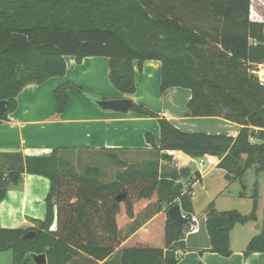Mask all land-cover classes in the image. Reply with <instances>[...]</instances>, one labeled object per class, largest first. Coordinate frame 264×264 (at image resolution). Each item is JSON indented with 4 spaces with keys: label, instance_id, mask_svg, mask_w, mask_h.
<instances>
[{
    "label": "trees",
    "instance_id": "obj_1",
    "mask_svg": "<svg viewBox=\"0 0 264 264\" xmlns=\"http://www.w3.org/2000/svg\"><path fill=\"white\" fill-rule=\"evenodd\" d=\"M66 57L76 63L107 58L111 86L127 96L135 93L133 64L160 61V91H190L185 117L222 118L239 130L234 138L183 132L132 104V112L157 120L159 146L146 134L155 156L132 165L120 160L123 150L102 151L97 162L124 167L107 182L96 164L76 171L59 157L73 151L24 160L0 153V203L12 182L8 171L41 176L50 184L44 220L34 228H0V252L10 251L13 264H34L31 255L37 254L45 255L46 264H78V257L96 264L115 251L120 264H176L174 245L184 239L187 224L178 232L167 211L179 204L190 218L191 192L180 181L198 173L192 175V163L162 172L160 161L172 160L166 152L217 158L224 179L239 181L243 190L248 169L264 173V85L254 74V66L264 64V25L250 20V0H0V101L8 102L2 120L15 110L24 88L64 77ZM69 90L95 105L94 96L67 81L53 91L58 115ZM204 215L207 252L225 258L231 255L232 229L257 219L255 207L242 215L209 204ZM29 232L34 237L24 240ZM255 253L264 254V233L250 240L243 255Z\"/></svg>",
    "mask_w": 264,
    "mask_h": 264
},
{
    "label": "crops",
    "instance_id": "obj_2",
    "mask_svg": "<svg viewBox=\"0 0 264 264\" xmlns=\"http://www.w3.org/2000/svg\"><path fill=\"white\" fill-rule=\"evenodd\" d=\"M254 6L259 19L250 20L264 25V6L258 1L254 2ZM65 65L64 77H54L40 85H29L17 96L15 110L9 113L5 120H0V153L20 154L22 160L27 157H45L53 150L60 153L61 151L96 153L106 150L148 153L152 147L146 142V134H150L155 145L159 146L160 129L156 119L131 110L127 114L103 111L73 90L67 91L69 102L63 113L58 115L53 91L67 81L81 87L97 100L129 99L132 104L142 106L165 118L183 132L226 135L234 138L239 130L238 125L222 118L185 117L187 111L185 106L190 99V91L171 88L161 92L160 61H146L140 67L137 62L133 64L135 93L132 96L122 95L111 86L107 58L89 57L76 63L72 57H66ZM260 66L264 64L258 65ZM178 153L180 152H166L172 157L169 163H174L175 168L180 166L175 160ZM188 158L189 163L193 164L192 175L197 172L198 177L192 176L180 182L184 185V190L190 189L193 210L191 216L199 220L200 231L197 234L184 235V239L174 245L176 264H264L262 253L248 257L243 255L250 240L262 234L264 225L257 226L256 229L252 223L236 225L229 236L231 255L227 258L207 252L209 239L204 227V211L209 204H213L218 212L227 211L217 205V200L232 182L228 183L224 179L225 171L217 168L219 163L217 158L210 156L201 159ZM245 158L243 156V160ZM161 162L165 161H160V164ZM17 179V182L12 181L8 185L6 197L0 203V228L37 227L38 222L45 218V199L50 188L49 181L44 177L26 173L20 174ZM201 194L204 195L194 199L196 195ZM53 212L51 231L55 230L56 208ZM116 252L111 258L96 264H120ZM78 258L80 264H92L86 257ZM76 262L74 260L73 264H77Z\"/></svg>",
    "mask_w": 264,
    "mask_h": 264
},
{
    "label": "rangeland",
    "instance_id": "obj_3",
    "mask_svg": "<svg viewBox=\"0 0 264 264\" xmlns=\"http://www.w3.org/2000/svg\"><path fill=\"white\" fill-rule=\"evenodd\" d=\"M254 71L256 72V74L264 73V66H254ZM100 154L101 152L88 153L81 151L65 153L59 157L65 159V161L70 164V167L74 168L76 171H80L86 165L96 164L101 172L102 181L107 182L113 180L115 174L123 171L124 167L108 161L97 162ZM118 155L120 160L125 164L132 165L140 164L142 161L152 159L155 156V153L152 150L148 153L145 151H132L119 153ZM173 164L174 163L161 162L160 170L162 172L163 170L171 171L175 169V166H173ZM243 184L245 185L244 190L239 181L232 182L230 186L226 188L223 194L218 198L217 205L220 208H225L223 210H234L242 215L250 214L252 209L255 207V215L257 219L256 222H252V225L255 229L257 228V226L263 227L262 208L264 207V173L256 174L255 167H251L247 170L244 176ZM240 194H243V196L240 197ZM203 195L204 194L198 196L196 195L194 199H199ZM239 210H241L242 212H240ZM0 264H13L12 253L10 251L0 252Z\"/></svg>",
    "mask_w": 264,
    "mask_h": 264
},
{
    "label": "water",
    "instance_id": "obj_4",
    "mask_svg": "<svg viewBox=\"0 0 264 264\" xmlns=\"http://www.w3.org/2000/svg\"><path fill=\"white\" fill-rule=\"evenodd\" d=\"M7 101H0V120L2 119L3 115L7 112ZM95 105L103 111H110L114 113H121L127 114L132 108V101L129 99H100L95 100ZM180 165H187L189 164V158L183 153H178L175 159ZM20 173L14 170L7 172V177L11 181H16L19 177ZM124 199V195H120L116 198L118 202ZM167 215L171 223L174 225L178 232H181V228L183 225L188 223V217L185 216L179 206L176 204L170 207L167 211ZM262 233H264V228ZM34 232L27 233L23 239L29 240L34 237ZM31 259L34 264H46V257L44 254H37L31 255Z\"/></svg>",
    "mask_w": 264,
    "mask_h": 264
},
{
    "label": "built area",
    "instance_id": "obj_5",
    "mask_svg": "<svg viewBox=\"0 0 264 264\" xmlns=\"http://www.w3.org/2000/svg\"><path fill=\"white\" fill-rule=\"evenodd\" d=\"M260 2L264 6V0H250V19L253 18L255 20L259 19V14L255 9L254 2ZM257 76L259 82L264 85V73L254 72ZM200 231V222L195 216L188 217L187 229L185 231V236L197 234Z\"/></svg>",
    "mask_w": 264,
    "mask_h": 264
},
{
    "label": "bare ground",
    "instance_id": "obj_6",
    "mask_svg": "<svg viewBox=\"0 0 264 264\" xmlns=\"http://www.w3.org/2000/svg\"><path fill=\"white\" fill-rule=\"evenodd\" d=\"M70 62H68V64H69ZM70 65V64H69Z\"/></svg>",
    "mask_w": 264,
    "mask_h": 264
}]
</instances>
